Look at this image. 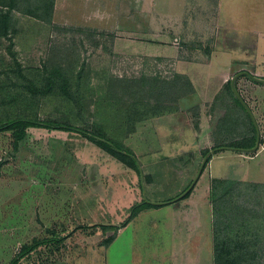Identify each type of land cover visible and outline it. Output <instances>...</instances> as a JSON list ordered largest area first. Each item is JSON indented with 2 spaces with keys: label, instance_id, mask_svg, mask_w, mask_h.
Here are the masks:
<instances>
[{
  "label": "rangeland",
  "instance_id": "1",
  "mask_svg": "<svg viewBox=\"0 0 264 264\" xmlns=\"http://www.w3.org/2000/svg\"><path fill=\"white\" fill-rule=\"evenodd\" d=\"M52 1L50 21L14 10V31L0 37V121L30 116L87 133L98 123L132 150L139 172L77 131L29 128L16 146L11 132H0V264H8L17 236L18 243L52 240L40 246L41 264L52 255L58 264H212V178L264 181V170L260 157L228 147L247 135L250 124L222 93L224 86L210 102L215 91L205 89L217 85L218 70L191 67L196 86L187 96L173 75L215 49L217 65L234 71L248 59L245 68L257 76L252 72L264 65V45H232L226 37L214 42L215 29L169 24L181 17L178 0L167 7L164 0ZM246 1L252 9L235 1L245 6L240 13L246 22L255 13L264 25V2ZM33 4L23 0L20 6L30 10ZM53 69L68 77L71 99L57 82L45 95L26 88L43 87ZM217 146L225 147L209 153L189 194L169 202L190 185L203 150ZM255 195V208L264 210V192ZM144 198L162 204L143 209L105 245L112 231L102 225H120Z\"/></svg>",
  "mask_w": 264,
  "mask_h": 264
},
{
  "label": "trees",
  "instance_id": "2",
  "mask_svg": "<svg viewBox=\"0 0 264 264\" xmlns=\"http://www.w3.org/2000/svg\"><path fill=\"white\" fill-rule=\"evenodd\" d=\"M22 1L23 0H0V7L6 8L5 11L0 12V37H7L10 32L14 31L11 24L13 19L11 13L14 10L50 21L53 8L52 0H34V4L31 6L33 8H30V10L20 6ZM12 47L13 44L10 41L8 51L11 55H14V52L11 50ZM18 69L20 73V66ZM173 78V84H180L183 89V96H187L194 92V87L186 75L175 73ZM238 79L239 78H237L234 83L236 89V82ZM56 82L61 95L67 99H71L72 93L69 90V79L63 72L57 69H53L49 72L43 87L29 84L26 88L33 95H45L52 90ZM222 93L227 95L236 105L243 109L249 120L250 129L247 135L239 137L237 142H231L228 146L235 148L234 151L242 153V151L249 150L255 145V126L250 115L231 90L230 80L224 85ZM218 97L219 95L216 96L215 99L217 100ZM219 126H221V124ZM29 128L77 131L88 140L96 143L107 153L139 172V163L132 150L126 148L122 143L110 138L98 123H93L92 132L87 133L77 129L71 124L45 121L30 116H15L0 121V132H11L15 146L27 136V130ZM261 142L262 139L260 138V143ZM224 147L225 146H217L211 150L217 152V149ZM209 151V149H205L203 150V154L205 155ZM253 153L254 152H246L245 154L252 155ZM210 159L211 156L208 155L206 164ZM261 191L264 192L263 183H252L231 178H212L209 187V201L212 204L213 264H264V210H257L255 208L256 203H254V199L256 198L255 194ZM188 194L189 192L185 196ZM249 195H251L250 200ZM244 203H246V205ZM251 203H253L252 206ZM244 205L246 207H243ZM247 205L249 207H247ZM149 207L156 206L142 200L130 207L127 217L120 225H102L104 231H112V234L105 238V245H109L120 228L125 227L139 212ZM49 241L52 240L48 238H33L30 242L22 244L8 264H20L22 259L28 257L31 253H34L38 247L46 245ZM52 251L54 250L51 249V252Z\"/></svg>",
  "mask_w": 264,
  "mask_h": 264
},
{
  "label": "crops",
  "instance_id": "3",
  "mask_svg": "<svg viewBox=\"0 0 264 264\" xmlns=\"http://www.w3.org/2000/svg\"><path fill=\"white\" fill-rule=\"evenodd\" d=\"M235 1L234 0H178L177 5L179 7V12H180L179 14L181 17L178 19L176 18L171 19L169 24L172 23V21L174 22L178 21L179 24L181 23L183 25V28H201V27L209 28L210 27L211 29L216 30V34H214L212 38L214 42L216 41V39L219 40L220 37H226L227 39L226 41H228L232 45L236 44V45L252 46L253 49L255 47L257 50L260 45L262 44L264 45V27H263L264 25L260 26L258 24L257 22L258 16L255 13L252 16L253 21L246 22L247 18L245 17V14L240 13V12L245 13L244 11L245 6L243 5L242 7V6L236 5ZM249 1L251 2V0ZM163 2H164L165 7L171 5L170 4L171 0L169 2L168 0H164ZM237 2L243 3V0H237ZM246 2L248 3L247 5L248 8H251L249 2L245 0V4ZM257 2L261 3V2H264V0H259ZM254 12L259 13V10L255 9ZM231 13L235 14L237 17L234 18V16H232ZM262 14L263 13L260 12V18L262 17ZM209 21H210V25H208ZM186 23H188L189 26H186ZM200 23H203V25ZM261 23L264 24V21ZM221 29H224V31L220 32ZM218 54L219 53L215 51V49H213L210 55L207 56L206 60L204 58V60H202L201 63L199 60L187 62V64L183 67V70H180V71L177 70L176 72L179 74L186 75L190 79L195 89L196 85H195V81L193 80L194 75L192 73L193 69H197V66H200L199 67L200 69H205L208 71H211L213 68L218 70V75H217L218 81L216 83L217 84L216 86H218V88L214 90L216 88L215 86L212 90L210 88L205 89L207 93H209V91L211 92L215 91L213 96L210 97V102L213 101L217 93H219L217 91L220 88L222 89V87L226 84V82L230 80L227 78L228 76L230 77V74H233L235 72L238 73V72H241L242 70L249 72L245 68V65L247 64L248 59L239 60L238 61V63H240L239 67L238 68L235 67V70L232 71L233 69H230V67L228 66L221 67L220 66L221 64L217 65V63L220 62ZM214 63L216 64V66H214ZM191 67H195V68L192 69ZM259 67L261 69H259ZM259 67L254 69L252 73L257 76H264V65L259 66ZM208 75L206 76L209 77ZM248 80H250L251 82H249ZM240 81H242V85L239 84ZM252 82L256 84H261V83L252 81L247 76H244L237 80L236 87L239 92V95L244 100L247 107L249 106L250 109H252V111L254 109L258 112V117L257 118L254 117V119H255V122L257 120L256 124L259 130V145L255 151H242L241 154H245L246 152H254L253 155L248 156V157H250L251 159L260 157V164H259L260 168L259 169L264 170V146L260 145V138L264 140V109H260V108H263L262 106H264V100H263L264 98L263 99L260 98V100L257 99L259 97L257 96V92H256V90H260L264 92V86H262L263 88H260V86L253 84ZM245 177L246 179L242 181L264 184V181H255V180L249 179L248 176H245ZM21 235L22 234H20V236ZM10 237H11V234H10ZM18 237L19 236H17L15 239V242L10 245V256H9V259H7L6 261L7 263H9V261L11 260L13 255L17 252V250L21 247V245L24 243H27L26 241L24 243L22 242L18 243L19 241V239H17ZM41 248L38 247L36 251H34V253H31L28 257L22 259L20 264H22L23 262H25L26 264H41L40 263L41 255H42L41 253H42L43 247ZM38 254H40V257L38 256ZM50 257H51V260L47 261L45 264H58L57 262H54V255ZM0 261H1L0 263H2L1 257H0ZM211 261L213 264V258L211 259Z\"/></svg>",
  "mask_w": 264,
  "mask_h": 264
},
{
  "label": "water",
  "instance_id": "4",
  "mask_svg": "<svg viewBox=\"0 0 264 264\" xmlns=\"http://www.w3.org/2000/svg\"><path fill=\"white\" fill-rule=\"evenodd\" d=\"M240 76H247L248 78H250L252 81L254 82H257V83H261V84H264V78H260V77H257V76H253L251 75L250 73L246 72V71H241V72H238L236 74H234L231 78H230V87H231V90L233 91V93L235 94V96L237 97V99L240 101V103L242 104V106L246 109V111L248 112V114L250 115L251 119H252V122L255 126V130H256V143L254 145V147H252L251 149L249 150H245V151H255L259 145V130H258V127H257V124L255 122V119L253 117V114L251 112V110L247 107L246 103L244 102V100L241 98V96L239 95V93L237 92L236 88H235V80L240 77ZM228 148V147H226ZM229 149H235V148H230ZM213 150H210L207 154L204 155L202 161H201V164L198 168V171L195 175V177L193 178V180L191 181L190 185L186 188V190H184L179 196H177L176 198H174L173 200H170L169 202H173V201H176L180 198H182L187 192H189L191 190V188L194 186V184L196 183L198 177L200 176L201 172H202V169L204 168V165L206 164V159L209 155L210 152H212ZM144 200L147 202V203H150L152 205H161L162 203L160 202H151V201H148L144 198Z\"/></svg>",
  "mask_w": 264,
  "mask_h": 264
}]
</instances>
